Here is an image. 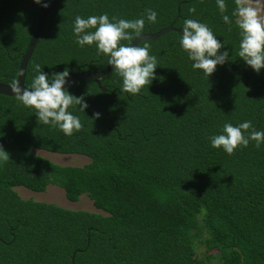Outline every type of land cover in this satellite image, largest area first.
Returning <instances> with one entry per match:
<instances>
[{"label": "trees", "instance_id": "trees-1", "mask_svg": "<svg viewBox=\"0 0 264 264\" xmlns=\"http://www.w3.org/2000/svg\"><path fill=\"white\" fill-rule=\"evenodd\" d=\"M50 1L0 0L1 84L17 81ZM226 3L222 14L216 0H58L28 64L27 87L37 64L49 77L67 70L68 78L110 66L95 45L76 43L77 15L134 20L155 10L157 21H146L141 35L199 19L224 41L229 60L208 78L192 68L179 33L142 42L158 61L152 83L139 94L125 93L112 71L101 81L107 92L91 79L73 84L70 93L88 107L71 109L82 122L71 136L42 124L15 97L0 95V145L10 157L0 160V264H212L214 250L217 264H264V144L250 141L229 155L209 140L226 122L251 121L264 130V69L257 73L238 57L236 3ZM35 149L90 163L62 166ZM50 185L71 202L88 196L106 215L25 200L16 191L44 193ZM199 241L205 259L197 255Z\"/></svg>", "mask_w": 264, "mask_h": 264}, {"label": "clouds", "instance_id": "clouds-1", "mask_svg": "<svg viewBox=\"0 0 264 264\" xmlns=\"http://www.w3.org/2000/svg\"><path fill=\"white\" fill-rule=\"evenodd\" d=\"M40 4L41 0H34ZM236 7L232 12L235 25L239 30L240 41L238 57L246 65L259 73L264 69V0H235ZM216 5L223 14L227 10L226 0H216ZM44 7L48 4L44 3ZM146 15L139 19H123L115 16L109 17L108 13L91 15L87 18L77 15L74 20L73 33L76 43L80 47L95 45L97 54L109 57L108 64L113 66V71L122 78L121 91L129 94H139L145 85L149 86L155 79V70L158 66L157 57L150 54V46L133 43V36H141L145 30V23H155L158 13L146 9ZM195 12V9H190ZM225 24L232 25L229 15H222ZM90 29H94L91 30ZM213 30L199 19H185L180 32V47L187 53L194 70H201L208 78L216 71L217 66H223L229 60L224 41L217 38ZM129 41L128 44L121 43ZM37 73L30 87H21L19 82H14L11 91L15 98L25 107L35 110V115L44 125L58 128L66 136L80 131L82 122L78 115L71 110L79 106L85 113L88 107L84 98L70 93L67 84L69 72L67 70L49 75L35 65ZM149 91V90H148ZM94 114V119L100 117ZM210 146L222 149L227 154H233L237 148L246 147L250 141H255L256 146L264 144V130H256L251 121L237 125L230 122L224 123L219 134L209 137ZM9 153L0 145V160H9Z\"/></svg>", "mask_w": 264, "mask_h": 264}, {"label": "rangeland", "instance_id": "rangeland-1", "mask_svg": "<svg viewBox=\"0 0 264 264\" xmlns=\"http://www.w3.org/2000/svg\"><path fill=\"white\" fill-rule=\"evenodd\" d=\"M34 153L62 166H84L90 163L89 158L81 155H61L37 149L34 150ZM16 191L25 200L52 203L73 211H88L92 213L105 214L103 211L97 210L92 200L86 195L81 196L78 202L69 201L66 197L65 191L56 185H50L44 193H36L24 187L16 188ZM197 255L202 259H205L207 256L206 247L200 243V241L197 245ZM208 255L215 257V261L212 264L218 263L220 256L218 251L214 250Z\"/></svg>", "mask_w": 264, "mask_h": 264}, {"label": "water", "instance_id": "water-1", "mask_svg": "<svg viewBox=\"0 0 264 264\" xmlns=\"http://www.w3.org/2000/svg\"><path fill=\"white\" fill-rule=\"evenodd\" d=\"M57 3H58V0H51L48 3V6L43 7L41 10V13L39 16L38 28H37L35 34L33 35L32 39H31V42L27 48L26 53L24 54V56L22 58V62H21L20 69H19V76H18V79L16 81V82H19V84L22 88L23 87L28 88L26 86L28 64L32 58V55L35 51V48L37 46L38 41L40 40V38L42 37V35L44 33L45 26H46V20H47L48 16L54 11ZM178 15L180 17V9L178 10ZM170 32H177L180 34V32H182V29L176 28L175 23H174L169 28L161 30L156 34H143L140 37L136 38L133 41V43L135 45L137 43L141 44L142 42L149 41V40L157 41L161 36L168 34ZM222 50L223 49H220V52H222ZM227 64L229 66V62H227ZM112 71H113L112 65L108 66L105 70L100 71V72L82 71V72L68 78L66 87L69 88L70 86H72L75 83L84 81L86 79H91V80H94L97 82V84L101 88L102 92H107L106 87L102 86L101 81L107 75H109ZM261 84H262V82H261ZM12 85L13 84L7 85V84H1L0 83V95H4L7 97H15L14 93H12V91H11Z\"/></svg>", "mask_w": 264, "mask_h": 264}]
</instances>
